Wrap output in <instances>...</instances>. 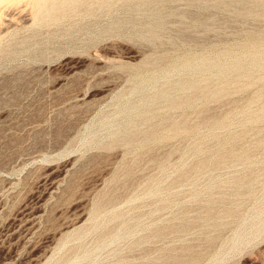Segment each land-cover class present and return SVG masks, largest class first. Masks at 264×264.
I'll use <instances>...</instances> for the list:
<instances>
[{
  "label": "rangeland",
  "instance_id": "374dc122",
  "mask_svg": "<svg viewBox=\"0 0 264 264\" xmlns=\"http://www.w3.org/2000/svg\"><path fill=\"white\" fill-rule=\"evenodd\" d=\"M73 1L0 0V264H264V0Z\"/></svg>",
  "mask_w": 264,
  "mask_h": 264
},
{
  "label": "bare ground",
  "instance_id": "6f19581e",
  "mask_svg": "<svg viewBox=\"0 0 264 264\" xmlns=\"http://www.w3.org/2000/svg\"><path fill=\"white\" fill-rule=\"evenodd\" d=\"M57 1V0H56ZM59 1H61V0H59ZM34 2H35V0H34ZM40 2V1H39ZM49 2V1H48ZM47 2V3H48ZM54 2V1H53ZM64 2H67V3H72V2H74L73 0H63V3ZM56 3V2H55ZM44 4V3H43ZM50 4V6H51V3H49ZM54 4V3H53ZM34 5V4H33ZM38 5H39V3H38ZM42 6H44V5H42ZM60 5H58V7H59ZM34 7V6H33ZM37 8V7H36ZM35 8V10H37ZM53 8H54V6H53ZM60 8V7H59ZM35 10H34V12H35ZM55 10V9H54ZM42 11V10H41ZM43 11H50L49 10V8H48V6H46V7H44V9H43ZM38 13H39V11H38ZM9 14V13H8ZM35 14V13H34ZM42 14V13H41ZM54 14H56V13H54ZM45 15V14H44ZM35 16V15H34ZM41 16H43V15H41ZM46 16V15H45ZM44 16V17H45ZM39 18V17H38ZM43 18V17H42ZM41 18V19H42ZM47 21V20H46ZM9 23V22H8ZM5 24V23H4ZM10 24V23H9ZM253 51V50H252ZM254 52V51H253ZM253 52L252 53H250V58H251V61H252V64H263L264 65V56L263 55H258V54H256V53H258V52H256V53H254L253 54ZM260 53V52H259ZM243 54V53H242ZM152 58V57H151ZM243 57L241 56V55H236V59L234 60V63H233V67L235 68V67H239L240 66V63L241 62H244V61H242L243 59H242ZM157 60H159V59H157ZM212 60V59H211ZM148 62V61H147ZM151 62V61H150ZM216 62V61H215ZM260 65V66H261ZM262 65V66H263ZM264 67V66H263ZM240 69V68H239ZM231 76V75H230ZM240 86L238 85V88H239ZM259 101V100H258ZM176 100H172L171 102H170V106H172V107H175V105H179V103L177 102ZM260 104V103H259ZM260 106H263V105H260ZM177 107V106H176ZM243 110V109H242ZM244 110H247L246 108L244 109ZM195 111V110H194ZM244 112V111H243ZM262 112H264V106H263V111ZM247 114H251L252 115V113H247ZM262 116V115H261ZM261 116H259V118H262ZM257 118V117H256ZM252 120H254V119H252ZM226 121V120H225ZM220 122V121H219ZM223 122V121H222ZM177 122H175V123H173V124H176ZM249 123H251V122H249ZM173 124H171V125H173ZM178 124V123H177ZM217 124H219V123H217ZM222 125V124H221ZM217 126H219L220 127V125H217ZM217 126H215V127H217ZM171 127H173V126H170V128ZM134 128V127H133ZM191 128V125H190V123H188L187 121H184L181 125H179V126H177V125H175L174 127H173V129H172V131H170L171 133H177V132H179V131H189V129ZM214 128V127H213ZM191 130V129H190ZM214 131V130H213ZM152 134V133H151ZM176 135V134H175ZM115 140V139H114ZM131 141V140H130ZM142 142V141H141ZM229 144V143H228ZM225 145V144H224ZM222 145H220V147H221ZM228 147V146H227ZM219 148V147H218ZM224 148V147H223ZM207 152V151H206ZM221 152V151H220ZM227 152H229L228 150H227ZM223 153V152H222ZM214 154H216V153H213V155ZM239 154V153H238ZM137 156V155H136ZM208 156V155H207ZM223 157V156H222ZM202 158H204V157H202ZM213 160H216V159H213ZM203 163H204V161H202ZM207 162H209V161H207ZM207 165H208V163H206ZM216 164V163H215ZM136 165V164H135ZM199 165H202V163H199V164H197L196 166H199ZM194 166H195V164H194ZM205 167V166H204ZM194 168V167H193ZM199 168V167H198ZM124 172L126 173V175L128 174V173H130L131 172V167H125V170H124ZM243 183V182H242ZM242 185V184H241ZM247 185V184H246ZM243 186V185H242ZM243 188V187H242ZM245 188V187H244ZM149 190V189H148ZM249 190V189H248ZM147 192V191H146ZM146 192H144V193H146ZM152 192H155V191H153L152 190ZM240 192H242V191H240ZM149 193V192H148ZM151 193V192H150ZM97 195V194H96ZM104 196H106V195H104ZM115 200V199H114ZM95 205V204H94ZM97 207H99L100 206V202H97ZM103 208V207H102ZM38 211V210H37ZM102 211H104V210H102ZM114 211V210H113ZM230 212H232V211H230ZM26 213V212H25ZM31 213H32V211H31ZM104 213H106V212H104ZM227 213H229L228 211H227ZM99 215H101V213L99 214ZM118 215V213L117 212H114L113 213V215H112V217H115V216H117ZM29 216V215H28ZM35 216V215H34ZM24 217V216H23ZM102 217V216H101ZM108 217H110V216H108ZM23 219V218H22ZM34 220V219H33ZM89 221V220H88ZM87 221V222H88ZM95 221V220H94ZM96 221H98V220H96ZM90 222V221H89ZM27 223V222H26ZM95 223V222H94ZM97 223V222H96ZM150 223V222H149ZM188 223V222H187ZM27 224H30V223H27ZM93 226L94 225H96V224H92ZM154 225V224H153ZM183 225H185V224H183ZM81 226V225H80ZM92 226V227H93ZM91 227V228H92ZM27 228V227H26ZM65 228V227H64ZM166 228H168V227H166ZM22 229V228H21ZM93 229V228H92ZM67 232L66 233H68V230H66ZM89 231V230H88ZM142 231V230H141ZM176 231V230H175ZM181 231V230H180ZM70 232V231H69ZM59 233H60V231H59ZM75 233V232H74ZM76 234H80V233H76ZM156 234V233H155ZM142 235H144V234H142ZM80 236V235H79ZM79 236H77V238H79ZM149 236V235H148ZM160 236V235H159ZM208 236V235H207ZM16 237V236H15ZM70 237V236H69ZM82 237V236H81ZM204 237H206V236H204ZM65 239H66V237H65ZM64 239V240H65ZM66 241V240H65ZM205 241H207V240H205ZM62 243H64L65 244V242L63 241ZM140 243V242H139ZM63 244V245H64ZM61 245V244H60ZM185 245V244H184ZM208 245V244H207ZM170 246H172V245H170ZM169 246V247H170ZM174 246V245H173ZM165 251H167V250H165ZM182 251V250H181ZM193 249L191 248V247H186V249L184 250V252H185V254H188L189 255V258H184V257H179L178 256V254H172V255H170V256H167L166 257V259L164 260V262H166V264H190L192 261V258H191V255H192V253H193ZM168 254H171V253H168ZM129 255V254H128ZM152 255V254H151ZM143 258V257H142ZM194 260V259H193ZM128 260H126V262H127ZM160 261V260H159ZM67 262L68 261H65L64 262V264H67ZM150 262V261H149ZM138 264H144V263H138Z\"/></svg>",
  "mask_w": 264,
  "mask_h": 264
}]
</instances>
